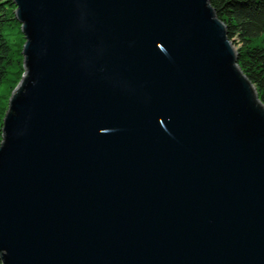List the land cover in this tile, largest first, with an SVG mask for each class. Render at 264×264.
Returning a JSON list of instances; mask_svg holds the SVG:
<instances>
[{
    "label": "water",
    "instance_id": "water-1",
    "mask_svg": "<svg viewBox=\"0 0 264 264\" xmlns=\"http://www.w3.org/2000/svg\"><path fill=\"white\" fill-rule=\"evenodd\" d=\"M1 264H264V104L209 0H12Z\"/></svg>",
    "mask_w": 264,
    "mask_h": 264
},
{
    "label": "trees",
    "instance_id": "trees-1",
    "mask_svg": "<svg viewBox=\"0 0 264 264\" xmlns=\"http://www.w3.org/2000/svg\"><path fill=\"white\" fill-rule=\"evenodd\" d=\"M232 43L239 42L237 64L254 85L259 99L264 104V0H209ZM12 0H0V86L7 69L13 63L11 47L3 34L9 20H14L9 8ZM260 41V43H256ZM2 123L0 121V127ZM1 129V128H0ZM1 264V260H0Z\"/></svg>",
    "mask_w": 264,
    "mask_h": 264
},
{
    "label": "rangeland",
    "instance_id": "rangeland-1",
    "mask_svg": "<svg viewBox=\"0 0 264 264\" xmlns=\"http://www.w3.org/2000/svg\"><path fill=\"white\" fill-rule=\"evenodd\" d=\"M15 6L11 9L9 8V13L12 14L14 20H9L3 28V34L5 35L12 53H13V63L7 69L6 77L4 82L0 86V121L2 123L3 117L8 108L9 97L13 91V85L18 84L17 77H22L23 75V55H22V40H25L24 35L21 30V24L15 18ZM260 43V41H256ZM234 49L237 51L239 47V42L236 39L235 43H232ZM2 126V125H1ZM1 128V127H0ZM0 139H1V129H0Z\"/></svg>",
    "mask_w": 264,
    "mask_h": 264
}]
</instances>
